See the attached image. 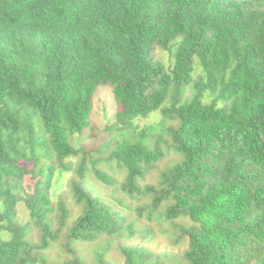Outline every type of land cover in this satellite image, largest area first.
Here are the masks:
<instances>
[{"label":"trees","instance_id":"16d2710c","mask_svg":"<svg viewBox=\"0 0 264 264\" xmlns=\"http://www.w3.org/2000/svg\"><path fill=\"white\" fill-rule=\"evenodd\" d=\"M0 264H264V0H0Z\"/></svg>","mask_w":264,"mask_h":264},{"label":"rangeland","instance_id":"374dc122","mask_svg":"<svg viewBox=\"0 0 264 264\" xmlns=\"http://www.w3.org/2000/svg\"><path fill=\"white\" fill-rule=\"evenodd\" d=\"M154 57L160 61H162L167 67L172 64L173 57L172 53L168 50L161 49L160 47H155L154 49ZM196 64V72L195 78L199 79V77H203L205 79V73L202 69V66L195 62ZM194 88L193 86H188L186 88V98H189L193 95ZM208 98L210 94L207 93ZM118 110V106L114 100L112 88L110 85H100L97 88L93 111L91 114V121L95 129L88 128L81 134H76L73 138V143L75 147H83L86 149L90 148H99L106 142L111 141V139L118 133L117 130L113 127L116 122V113ZM163 113L160 110L153 112L150 116L145 118L138 119V123L144 126L156 125L163 119ZM79 161V158L73 159L74 164ZM103 168H105L103 166ZM155 173L151 174L149 177V181L155 178ZM58 178V176L56 177ZM73 178L72 174H65L64 178L60 180V184L57 185V189L55 191L56 195L64 194L67 197V201L71 207H73V203L71 197L69 195L70 190V180ZM33 179L30 176H26L24 180L21 182L23 186L32 185ZM56 186V184H55ZM54 186V189L56 188ZM54 191V190H53ZM56 201V199H55ZM19 217L21 221H26L28 218V209L23 201H20L19 205ZM77 209L74 207L73 212ZM168 237L165 234H160L157 237V242L159 241L162 245L161 248H165L168 243ZM113 254V253H112Z\"/></svg>","mask_w":264,"mask_h":264}]
</instances>
